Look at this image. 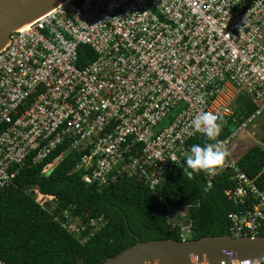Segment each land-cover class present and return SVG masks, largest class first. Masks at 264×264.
<instances>
[{
	"label": "built area",
	"instance_id": "1",
	"mask_svg": "<svg viewBox=\"0 0 264 264\" xmlns=\"http://www.w3.org/2000/svg\"><path fill=\"white\" fill-rule=\"evenodd\" d=\"M81 46L95 55L83 67ZM241 97L255 107L249 116L238 111ZM208 111L223 117L217 139L229 156L206 184L226 176V198L244 206L228 214L231 236L264 237V188L232 152L264 115V0H66L0 51V189L21 168L49 160L46 174L66 151L82 150L74 170L87 184L126 176L157 192L186 166L191 140L206 137L192 121ZM32 192L42 207L55 199ZM161 201L180 241L192 239L191 205ZM60 222L78 237L85 229ZM107 223L92 219L81 241ZM225 264L257 263L233 255Z\"/></svg>",
	"mask_w": 264,
	"mask_h": 264
},
{
	"label": "trees",
	"instance_id": "2",
	"mask_svg": "<svg viewBox=\"0 0 264 264\" xmlns=\"http://www.w3.org/2000/svg\"><path fill=\"white\" fill-rule=\"evenodd\" d=\"M89 52L90 59L84 58ZM94 58L89 47H80L81 67ZM238 101L239 112L246 116L254 112L255 107L243 97ZM228 134L226 130L222 137ZM261 140L264 144V135ZM207 142L212 141L207 137L193 139L190 147ZM82 155V150H75L50 176L42 173L49 160L33 168H21L13 183L0 189V258L7 264H100L138 241H179V230L167 222L163 196L174 206L191 205L192 239L230 235L228 214L244 207L226 198L225 190L230 187L226 176H219L209 187L206 173H194L189 178L183 173L184 167L169 173L157 192L126 176L106 187L87 184L82 179L85 171L74 170ZM239 165L264 188L262 146L247 150L239 158ZM34 189L55 199L42 207L32 195ZM92 219L108 223L82 242L94 232ZM60 221L85 229L78 237Z\"/></svg>",
	"mask_w": 264,
	"mask_h": 264
},
{
	"label": "water",
	"instance_id": "3",
	"mask_svg": "<svg viewBox=\"0 0 264 264\" xmlns=\"http://www.w3.org/2000/svg\"><path fill=\"white\" fill-rule=\"evenodd\" d=\"M66 0H0V51L9 43L10 34L51 11ZM68 150L61 158L70 155ZM58 165L53 166L50 176ZM34 195V192H32ZM235 255L264 264V237H203L186 241L154 240L123 250L100 264H225Z\"/></svg>",
	"mask_w": 264,
	"mask_h": 264
},
{
	"label": "clouds",
	"instance_id": "4",
	"mask_svg": "<svg viewBox=\"0 0 264 264\" xmlns=\"http://www.w3.org/2000/svg\"><path fill=\"white\" fill-rule=\"evenodd\" d=\"M223 123L222 116L210 111L200 112L196 115L192 121L194 130L203 133L212 142H207L203 146L200 144L191 146L190 154H187L185 159L186 167L183 168L184 175H187L189 178L194 173L200 172L214 175L219 168L223 167L229 156L224 142L217 139L221 133ZM170 159L178 164L176 157L173 156Z\"/></svg>",
	"mask_w": 264,
	"mask_h": 264
},
{
	"label": "rangeland",
	"instance_id": "5",
	"mask_svg": "<svg viewBox=\"0 0 264 264\" xmlns=\"http://www.w3.org/2000/svg\"><path fill=\"white\" fill-rule=\"evenodd\" d=\"M264 135V115L259 117L258 120L245 129L233 144V154L240 158L243 154L254 145H260L264 149L262 143V136ZM258 264V263H257Z\"/></svg>",
	"mask_w": 264,
	"mask_h": 264
}]
</instances>
